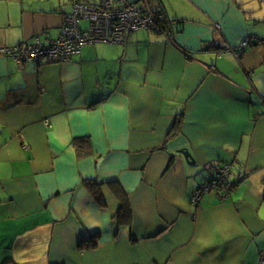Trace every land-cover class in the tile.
Returning a JSON list of instances; mask_svg holds the SVG:
<instances>
[{
    "label": "crops",
    "instance_id": "obj_1",
    "mask_svg": "<svg viewBox=\"0 0 264 264\" xmlns=\"http://www.w3.org/2000/svg\"><path fill=\"white\" fill-rule=\"evenodd\" d=\"M151 1L173 40L19 63L4 51L58 38L71 0H0V264H263L264 0ZM224 169L230 197L194 204Z\"/></svg>",
    "mask_w": 264,
    "mask_h": 264
},
{
    "label": "built area",
    "instance_id": "obj_2",
    "mask_svg": "<svg viewBox=\"0 0 264 264\" xmlns=\"http://www.w3.org/2000/svg\"><path fill=\"white\" fill-rule=\"evenodd\" d=\"M71 6L72 11L64 16L58 38L45 44L37 38L33 43L7 49L4 54L19 63L66 62L86 45H126L129 37L141 29L166 33L164 14L151 0H71ZM83 23L86 26L83 27ZM246 45L248 41L241 44V48ZM228 173L227 169L221 170L202 185L195 192L193 203L212 191L221 199L229 198L232 190Z\"/></svg>",
    "mask_w": 264,
    "mask_h": 264
},
{
    "label": "trees",
    "instance_id": "obj_3",
    "mask_svg": "<svg viewBox=\"0 0 264 264\" xmlns=\"http://www.w3.org/2000/svg\"><path fill=\"white\" fill-rule=\"evenodd\" d=\"M163 14H164V13H163ZM163 24H164V26L166 27V33H165V34L168 36V38H170L171 40H173V39H174V36H173V29H174V26L171 25V22L166 21L165 18H164V20H163ZM141 30H142V29H141ZM141 30H138V31H141ZM138 31H136V32H138ZM145 31H151V30H145ZM157 32H159V31H157ZM134 33H135V32H134ZM160 33H163V32H160ZM130 37H131V36H130ZM130 37H129V39H130ZM128 41H129V40H128ZM246 41H248V40H246ZM244 42H245V41H244ZM244 42H242V44H243ZM99 44H105V43H99ZM257 44H260V42H257L256 45H257ZM96 45H97V44H96ZM251 45H252V43H251L250 41H248V45H246L245 47H242V48H241V46H240V47H238V48H236V49H230L229 52L232 53L233 55H235L236 58L240 59V58L242 57V55L245 54V51H246L248 48L251 47ZM87 46H95V45H86V46H83V47L81 48L80 52L77 53V54L72 55V57H74V56H76V55H80L82 49L85 48V47H87ZM237 54H238V55H237ZM72 57L70 58V60L72 59ZM70 60H69V61H70ZM51 62H55V63H65V62H59V61H56V60H52ZM66 62H68V61H66ZM177 123H178V122H177ZM177 123H176V124H177ZM176 124H175V125H176ZM75 143H76V146H77V148H78V150H79V152H80L79 156H83L84 154H87V153L90 152L91 149H92V144H91V139H90V138H81V139H78ZM217 172H218V171H217ZM109 183L112 184V185H114V186L117 185V181H110ZM85 184H86V187H87V189L89 190L91 196L93 197V199H94L95 201H97V202L101 205V207L104 206V205L106 204V203H105L106 200H105V198H103V194H102V192H101V188L98 187L97 182H90V181L86 180V181H85ZM199 189H200V188H199ZM214 192H215V191H214ZM204 195H205V194H204ZM125 202H127V200H126ZM126 210H127V209H126V207H125V205H124V203H123V205L121 206V210H120L119 213H118V216L123 217V216L128 215V213H127ZM125 211H126V212H125ZM131 220H132V218H130L129 220H127V222H128V221L131 222ZM80 249H81L82 251H85V250L94 251V250H97V249H98V244H96L95 242H92V240H88V241L83 242V243L81 244Z\"/></svg>",
    "mask_w": 264,
    "mask_h": 264
},
{
    "label": "water",
    "instance_id": "obj_4",
    "mask_svg": "<svg viewBox=\"0 0 264 264\" xmlns=\"http://www.w3.org/2000/svg\"><path fill=\"white\" fill-rule=\"evenodd\" d=\"M178 154H180L185 159L188 166L190 167L196 166V160L187 148L179 150Z\"/></svg>",
    "mask_w": 264,
    "mask_h": 264
},
{
    "label": "rangeland",
    "instance_id": "obj_5",
    "mask_svg": "<svg viewBox=\"0 0 264 264\" xmlns=\"http://www.w3.org/2000/svg\"><path fill=\"white\" fill-rule=\"evenodd\" d=\"M70 5H71V2H70ZM71 7H72V6H71ZM71 11H72V10H71ZM82 26L84 27V26H86V24L83 23ZM148 32H149V31H148ZM204 175H205V176H208L207 173H205ZM200 196H201V195H200Z\"/></svg>",
    "mask_w": 264,
    "mask_h": 264
}]
</instances>
